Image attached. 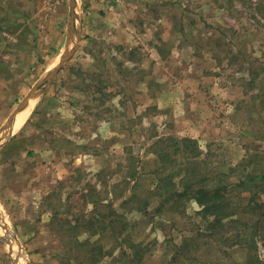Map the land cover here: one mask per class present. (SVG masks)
Returning <instances> with one entry per match:
<instances>
[{
    "label": "rangeland",
    "instance_id": "rangeland-1",
    "mask_svg": "<svg viewBox=\"0 0 264 264\" xmlns=\"http://www.w3.org/2000/svg\"><path fill=\"white\" fill-rule=\"evenodd\" d=\"M70 13L0 0V131L74 50L1 135L0 264H264V0Z\"/></svg>",
    "mask_w": 264,
    "mask_h": 264
},
{
    "label": "water",
    "instance_id": "water-1",
    "mask_svg": "<svg viewBox=\"0 0 264 264\" xmlns=\"http://www.w3.org/2000/svg\"><path fill=\"white\" fill-rule=\"evenodd\" d=\"M70 14H71L70 25L72 27H74L76 25V22H77V0H71V13ZM71 39H72V37H71V32H70L69 35H68V40L71 41ZM73 51L74 50L69 49V45H67L65 55L62 58V60L59 62V64L56 67H54L48 73V75L46 77H44L41 80V82L30 91V93L28 95H26V97L23 99V101L18 105V107L9 116V118L7 120V123L2 127V129L0 131V140H1V135H2V133L4 131V129H6L9 126V128L11 130H13V123H14L15 116L20 111V109L22 108V106L24 105V103L28 99L33 98V97H36V96H39L42 92H44L46 86H48L51 83V80L54 77V75L62 67V65L71 57Z\"/></svg>",
    "mask_w": 264,
    "mask_h": 264
},
{
    "label": "bare ground",
    "instance_id": "bare-ground-1",
    "mask_svg": "<svg viewBox=\"0 0 264 264\" xmlns=\"http://www.w3.org/2000/svg\"><path fill=\"white\" fill-rule=\"evenodd\" d=\"M78 16V15H77ZM37 97L30 98L28 102L26 101L24 105L22 106V110L20 109V113L15 119V123L13 125V129H18L22 126V124L25 122V120L28 118L30 113L35 107Z\"/></svg>",
    "mask_w": 264,
    "mask_h": 264
},
{
    "label": "trees",
    "instance_id": "trees-1",
    "mask_svg": "<svg viewBox=\"0 0 264 264\" xmlns=\"http://www.w3.org/2000/svg\"><path fill=\"white\" fill-rule=\"evenodd\" d=\"M191 189L196 190V194H197V199H199L200 202H203L204 199L210 194V196L213 197H220L222 196L217 190H210L206 187H200V188H196L195 185L193 183L190 184ZM181 191H179L180 193ZM184 192V191H183ZM180 193V195H182V193ZM177 194V193H176ZM179 195V194H178ZM221 206V205H220ZM215 208H219V204L215 207Z\"/></svg>",
    "mask_w": 264,
    "mask_h": 264
},
{
    "label": "crops",
    "instance_id": "crops-1",
    "mask_svg": "<svg viewBox=\"0 0 264 264\" xmlns=\"http://www.w3.org/2000/svg\"><path fill=\"white\" fill-rule=\"evenodd\" d=\"M22 110V109H21ZM13 113V112H12ZM20 112H18L17 113V115L15 116V119H16V117L18 116V114H19ZM9 118V117H8ZM8 118L6 119V120H8ZM15 119H14V123H15ZM27 120V119H26ZM14 123H13V125H14Z\"/></svg>",
    "mask_w": 264,
    "mask_h": 264
}]
</instances>
